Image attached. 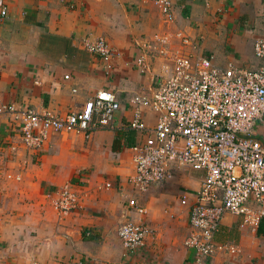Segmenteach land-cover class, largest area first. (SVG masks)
Here are the masks:
<instances>
[{
	"label": "crops",
	"instance_id": "crops-1",
	"mask_svg": "<svg viewBox=\"0 0 264 264\" xmlns=\"http://www.w3.org/2000/svg\"><path fill=\"white\" fill-rule=\"evenodd\" d=\"M0 1L7 10L3 18L0 8L1 100L59 116L81 110L100 91L112 92L121 104L114 129L91 139L52 134L37 151L23 145L20 120L0 115V264H192L183 200H194L205 174H180L136 195L128 184L132 149L145 137L128 127L131 100L164 69L166 60L148 47L170 37L175 49L179 33L198 39L201 53L217 66L258 70L254 47L264 35V0H221L210 7L204 0H172L174 23H166L149 0ZM100 38L120 54L110 64L84 48L85 40ZM144 54L153 66L149 75L137 67ZM147 115L154 125L158 115ZM255 130L264 146V118ZM69 185L81 207L62 216L47 195ZM132 198L147 210L144 216L132 211V219L142 220L150 237L146 257L126 262L118 230ZM241 224L239 217H225L216 241L228 249L210 264H264V225L254 230Z\"/></svg>",
	"mask_w": 264,
	"mask_h": 264
},
{
	"label": "built area",
	"instance_id": "built-area-1",
	"mask_svg": "<svg viewBox=\"0 0 264 264\" xmlns=\"http://www.w3.org/2000/svg\"><path fill=\"white\" fill-rule=\"evenodd\" d=\"M220 1L204 0L207 7ZM149 2L160 9L166 23H174L172 0ZM0 8L1 17H6L2 1ZM172 40L157 39V45L148 47L166 60L164 69L154 75L147 92L131 100L134 117L128 127L145 138L132 149L134 173L128 184L136 195H146L154 185L170 183L177 175L203 172L205 178L194 200H183L189 206L190 224L184 244L194 253L192 264H210L228 249L216 241L227 215L239 217L243 228L257 230L264 225V146L255 130L264 118V35L255 43L259 61L255 71L234 64L217 66L201 53L198 39L183 33L177 34L180 44L171 50ZM84 48L106 64L120 55L103 38L85 40ZM147 57H139L137 67L149 75L153 66ZM120 110L110 91L98 92L81 110L64 116L19 108L0 99V115L21 121L22 142L31 151L42 149L52 134L74 133L91 139L97 131L112 130ZM149 111L158 115L154 125L148 120ZM47 198L62 216L81 207V196L70 185ZM132 211L147 214L137 198L129 199L118 230L129 256L145 250L150 237L147 225L132 219ZM28 264L42 263L32 259Z\"/></svg>",
	"mask_w": 264,
	"mask_h": 264
},
{
	"label": "rangeland",
	"instance_id": "rangeland-1",
	"mask_svg": "<svg viewBox=\"0 0 264 264\" xmlns=\"http://www.w3.org/2000/svg\"><path fill=\"white\" fill-rule=\"evenodd\" d=\"M9 178V177H8ZM171 215V214H170ZM125 249V248H124ZM131 257H146V255H144V253L142 251H140L138 254L135 255H127L126 251H125V261L127 262V260H129V258ZM31 260H27V262L25 264H28Z\"/></svg>",
	"mask_w": 264,
	"mask_h": 264
}]
</instances>
